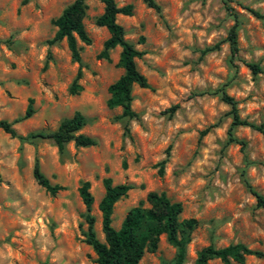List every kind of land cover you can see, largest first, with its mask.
I'll use <instances>...</instances> for the list:
<instances>
[{
    "label": "rangeland",
    "instance_id": "obj_1",
    "mask_svg": "<svg viewBox=\"0 0 264 264\" xmlns=\"http://www.w3.org/2000/svg\"><path fill=\"white\" fill-rule=\"evenodd\" d=\"M71 1L0 0V120L12 122L22 115L28 98L33 109L12 123L22 138L0 129V264H96L84 242L86 210L76 189L89 182L92 229L103 241L97 203L105 177L112 184L131 185L113 205L114 228L148 191H162L180 202L178 220L195 219L183 264H192L196 252L210 243L236 242L261 252L246 256L242 264H264V209L255 205L244 183L264 197V136L239 125L233 133L245 142L244 149L226 142L229 106L217 94L190 95L223 86L240 118L264 122V0L228 1L239 20L232 61L225 38L233 20L222 0H155L159 12L143 0H114L117 6L131 4L130 15L115 19L124 38L143 51L134 62L149 87H131L136 119L120 118L119 106H106V88L122 69L116 65L118 46L109 50V61L97 57L108 36L93 22L102 11L99 0H85L82 22L90 43L77 41L81 90L68 93L78 63L70 59L64 39L47 41L55 32L50 20ZM214 44L215 49L200 55ZM247 62L260 71L251 73ZM173 104L178 107L168 117L164 110ZM74 111L84 117L76 133L91 137L94 145L76 146L70 140L58 151L48 138L29 137L55 130ZM35 160L50 183L63 190L49 195L36 184ZM174 254L161 234L156 248L144 251L138 264H172Z\"/></svg>",
    "mask_w": 264,
    "mask_h": 264
},
{
    "label": "trees",
    "instance_id": "obj_2",
    "mask_svg": "<svg viewBox=\"0 0 264 264\" xmlns=\"http://www.w3.org/2000/svg\"><path fill=\"white\" fill-rule=\"evenodd\" d=\"M147 7L159 12V5L155 0H143ZM230 0H222L224 9L231 15L233 23L228 28L226 41L228 44L230 61L236 58L237 46V29L238 16L233 8L228 4ZM102 4V11L94 17V24L102 26L106 29L108 36L102 42V48L98 52L97 57L109 61V50L118 46L120 51L116 65L122 69V73L110 84L106 90L108 98L106 106L109 108L119 106L121 118H137L138 114L131 109L132 100L131 87L137 85L139 87L148 88L149 85L145 77L137 70L134 60L143 55V51L137 49L131 42L124 38V31L120 24L116 22V15H130L132 11L131 4L117 6L114 0H99ZM85 0H72L67 4L60 13L50 20L55 27V32L47 43L52 44L56 41L64 39L66 47L69 51L70 59L78 63V68L67 91L69 94H77L81 90L78 80L81 76L80 65V47L77 41L83 44H89L90 38L83 26V18L85 15ZM245 9L253 16L259 18L261 15L254 9L245 7ZM142 41L143 38L139 37ZM218 44L204 47L200 50V55L215 49ZM246 66L251 73L255 74L260 71V67L252 62H247ZM203 93L217 94L220 100L229 106L230 123L227 129L226 142H234L240 145L243 150L245 142L238 139L233 128L239 125L248 126L264 136V122L254 124L246 119L240 118L235 100L229 96L223 86H220L210 92L207 90L193 91L190 95L197 96ZM178 104H173L166 110L167 116L177 109ZM33 112L32 99H27V105L22 115L17 116L8 122L0 120V129L14 137L17 136L12 127V123L21 121L29 117ZM84 124V117L79 111H74L71 117L62 119L55 130L43 132L36 131L29 134V137H41L50 139L56 146L58 151H62L66 142L72 140L76 146L94 145L95 140L81 133H76ZM124 125V130H126ZM206 129L200 132L205 133ZM22 138L20 136H17ZM168 151V147L166 152ZM163 169V161L158 163L157 172L161 174ZM32 177L37 185L42 187L49 195H54L58 191L63 190L64 186L57 183H50L48 178L39 170L37 161L32 166ZM103 186V195L97 203V209L100 212V230L103 234V241H100L92 229L93 217L89 214V210L93 201L89 191V182L82 181L77 187V194L83 203L86 214V230L84 232V242L90 246L95 258L96 264H138L144 251H153L161 234L165 240L174 247L175 254L172 264H183L185 257L186 244L189 241V233L195 225L194 218L178 220L181 212V204L177 201H170L164 192L148 191L143 200H139L136 205L130 207L123 215L119 227L114 228L111 225V214L114 203L126 195L131 188L130 184L119 183L112 184L110 178L105 177L101 180ZM245 186L255 198V205L264 209V197L257 191L252 189L246 180ZM144 203L147 205L144 206ZM261 256L259 250L248 248L246 245L236 242L229 243L223 247H214L211 243L199 249L192 264H216L211 260H218L220 264H242L246 256Z\"/></svg>",
    "mask_w": 264,
    "mask_h": 264
}]
</instances>
